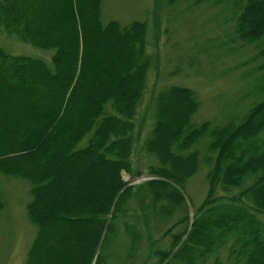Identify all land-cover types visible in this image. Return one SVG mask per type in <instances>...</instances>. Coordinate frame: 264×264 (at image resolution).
<instances>
[{
	"label": "trees",
	"instance_id": "obj_1",
	"mask_svg": "<svg viewBox=\"0 0 264 264\" xmlns=\"http://www.w3.org/2000/svg\"><path fill=\"white\" fill-rule=\"evenodd\" d=\"M193 2L221 6L233 40L254 46L250 61L264 71V0ZM1 29L55 50L50 65L0 46V91L10 106L0 108V173L30 181L28 216L38 228L25 264H108L116 256L123 264H209L226 245L230 264H264V74L253 103L217 125L193 121L200 101L188 86L154 94L143 148L157 164L133 185L124 173H138L139 109L157 67L148 23L103 24L102 0H0ZM206 134L209 193L191 220L183 191L200 164L193 147ZM143 196L149 205L135 213ZM4 206L0 199V214ZM176 215L162 235L169 247H158L151 217L162 224Z\"/></svg>",
	"mask_w": 264,
	"mask_h": 264
},
{
	"label": "rangeland",
	"instance_id": "obj_2",
	"mask_svg": "<svg viewBox=\"0 0 264 264\" xmlns=\"http://www.w3.org/2000/svg\"><path fill=\"white\" fill-rule=\"evenodd\" d=\"M193 1L102 0L103 24L111 20L120 22L122 26L136 20L148 23L147 50L155 54L157 61V67L149 72L148 86L139 109V119L144 118V127L134 154V167L138 173L134 177L124 173V178L130 184L145 183L151 178L149 167L157 164V160L143 148V142L149 137L153 125L154 94L171 84L188 86L196 92L200 101V108L193 121L199 123L210 120L217 125L226 122L232 115L242 114L253 103V88L264 74L258 68L260 61H250L256 48H240L239 41L233 40L234 33L232 23L227 19L228 13H223L221 6L211 2L196 5ZM0 46L10 54L41 58L50 65L55 52L54 49L40 48L23 41L16 33L10 34L2 29ZM3 98L4 92L0 91V108L9 109L10 106L3 102ZM209 142L210 136L206 134L193 147V150L200 153V164L197 172L186 181L183 191L186 198L184 207L191 220L196 208L209 193ZM86 143L84 139L81 146ZM31 187L32 184L26 179L0 173V199L5 205L0 214V264L26 263L38 231L27 210L32 199ZM238 192L234 190L232 194ZM149 201L150 198L146 196L135 198L132 211L136 213L146 210ZM178 218L176 215L158 224L151 217L149 233L152 241L159 240L158 247H169L172 238L162 235ZM181 228L177 227L176 231ZM119 249L124 251L127 246L122 245ZM123 251L119 250L120 254ZM217 255L221 264L231 263L228 245L221 247L209 258V264H214ZM118 258L116 256L109 260L108 264H123ZM141 263L145 262L139 258L134 264Z\"/></svg>",
	"mask_w": 264,
	"mask_h": 264
}]
</instances>
